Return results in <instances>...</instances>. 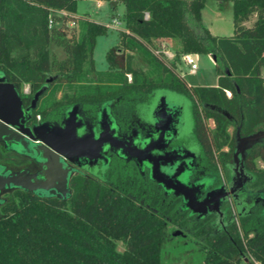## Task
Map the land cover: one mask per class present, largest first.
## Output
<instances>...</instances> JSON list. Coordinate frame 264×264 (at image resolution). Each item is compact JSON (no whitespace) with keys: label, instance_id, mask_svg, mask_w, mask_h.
Masks as SVG:
<instances>
[{"label":"trees","instance_id":"trees-1","mask_svg":"<svg viewBox=\"0 0 264 264\" xmlns=\"http://www.w3.org/2000/svg\"><path fill=\"white\" fill-rule=\"evenodd\" d=\"M77 1L0 0V72L7 80L29 83L32 90L47 82L50 89L76 84L78 93L64 94L49 109L73 101L92 108L110 103L112 116L124 127L139 115L137 105L146 103L156 89L183 94L190 99L192 135L202 158H217L230 175L238 137L264 131V0H233L230 36L213 35L202 25L204 0H107L123 2L126 30H119L118 45L106 54L110 67L104 73L94 70L92 51L107 26L74 16ZM56 10L68 15H57ZM252 14L254 22L244 25ZM49 17L64 24L78 20V38L49 28ZM159 39L177 41L175 59L211 53L216 86L188 85L148 49ZM51 42L62 48L63 58L50 53ZM122 48L144 53L149 70L118 66L115 50ZM129 72L131 82L125 76ZM36 113L46 116L48 107ZM208 119L214 121L213 128ZM256 157L264 161V137L249 145L242 158L252 200L225 224L213 214L181 211L178 200L171 201L149 177L118 160L107 180L76 179L66 200L18 194L1 206L0 264H160L161 239L169 221L205 243L203 264H239L246 254L264 264V169H258ZM118 241L122 251L117 250Z\"/></svg>","mask_w":264,"mask_h":264},{"label":"flooded vegetation","instance_id":"flooded-vegetation-1","mask_svg":"<svg viewBox=\"0 0 264 264\" xmlns=\"http://www.w3.org/2000/svg\"><path fill=\"white\" fill-rule=\"evenodd\" d=\"M12 84L20 95L23 110L29 115L26 124L28 127L41 126L47 131L62 130L66 126V119L69 112L74 108L76 119L81 121V128L77 130V133L78 135L84 134L86 137L91 136L90 133H93L94 135L91 139H88L90 142L92 139H97L99 133H103L102 130H100V121L102 119L101 115L104 112L108 113V117L113 118L115 125L118 128L116 133L121 136L122 143H125V140H128L129 144L131 143L132 146L139 147L143 144L142 142L145 141L147 135H149L151 141H156L159 134H162V140L159 144L161 147L153 149L150 152V155L155 158L158 163H163L162 161H165L164 163L168 162L167 166L160 165V169L164 170L168 176L175 172L177 174L175 178L176 180L178 179V181L184 184V179H186L189 186H197L198 189L201 190L200 193L198 192V199L200 201L203 200L207 194L221 195V197H217L214 202L209 204L218 207V211H208L204 214H213L220 224H225L229 216L236 217L239 209L244 210L245 206L250 204V201L252 200V198H248V193L251 191V187H248L250 186L248 184L250 176L244 169V161L241 159L243 173L239 172V170L234 171L236 167L233 153V162L231 165L232 173L229 175L225 166L220 164L217 158L215 161L211 159H203L200 147L197 153L191 151L188 142H184V132L179 112L180 107L167 101L164 96L159 97V99L155 98V94L152 96L151 102L154 104L149 111L148 121H145L142 117L136 115L134 120L124 127L117 122L116 118L113 117L114 115L112 116L110 103H105L99 108H92L88 105H83L78 101H73L66 107L56 106L50 109L49 104H47L46 106L49 111L48 115L45 116L41 113H36L39 108L42 109L41 105L45 92L40 94L35 102L33 99L36 92L41 87L37 90H32L29 83H23L20 85ZM49 89L50 87L48 90ZM156 99L157 101L159 100V102L158 108L156 109L157 116H154L153 112L157 107L155 104ZM163 102L165 103L166 108L165 111H160L159 106ZM162 114L165 115L163 119L161 118ZM39 133L40 132H37L36 134ZM104 136L106 135L104 134L103 137ZM24 143L26 144V141H24ZM122 143L118 142L117 144H113L112 147H109L107 143H103V150L97 158L73 157L72 161L66 160V163H68L73 169L68 179L70 194H72L74 190V181L76 179H95L96 181H99V179L107 180L109 171L114 162L118 160L127 165H133L138 169L139 173L149 177L153 184L158 185L165 193V196L169 197L171 201L173 198L178 200L179 209L184 212V208L186 209V207L184 206L182 195L175 193L173 189H168L166 191L160 184L154 181L150 176L151 168L148 165L143 164L141 166L136 160L126 159V157L122 156ZM249 144L251 145L252 142L240 141L238 138L236 147L239 146L241 149L243 147L245 154L248 148L247 145ZM227 149L228 147L223 148V150ZM0 175H8L9 177L15 175L16 179H24V177L41 179L43 173L42 166L36 159L21 154L9 148L5 143L0 142ZM224 193L226 194L224 195ZM18 194L37 196L33 192L27 191L24 188L8 182L0 187V207L8 199H16ZM188 210L191 211L190 209ZM190 214H192V212ZM193 214L199 215L198 213ZM169 222L172 223L171 221ZM175 225L184 230L183 227L177 224Z\"/></svg>","mask_w":264,"mask_h":264},{"label":"rangeland","instance_id":"rangeland-1","mask_svg":"<svg viewBox=\"0 0 264 264\" xmlns=\"http://www.w3.org/2000/svg\"><path fill=\"white\" fill-rule=\"evenodd\" d=\"M233 0H204V7L201 10V23L205 27H209L215 35L230 36L233 33ZM125 6L123 2L119 1L113 7L110 1L107 0H78L76 5L75 14L90 19L96 23L104 24L107 26L105 33L100 34L95 39L94 48L92 51V59L94 63V70L96 72L109 71V62L106 54L115 49L119 42V30H126L123 19ZM89 16V17H88ZM115 19L119 22L117 27L112 26V20ZM256 15L252 14L248 20L243 24L250 26ZM53 27L63 29L68 37L75 35L78 38L81 25L80 22L67 20L64 23L61 21L54 23ZM167 49L173 54V58L164 60L165 65L171 67L184 81L190 86H216L217 74L215 70V63L208 53L197 54V66L194 72L190 71V63L183 59V55L179 59H175L176 52L179 49V44L176 40L164 39ZM156 41L152 40L150 45L155 46ZM149 49V48H148ZM150 50V49H149ZM50 53H54L58 58L64 57V52L61 47L54 43L49 44ZM151 51V50H150ZM115 61L118 66L122 68L141 69L147 72L151 67L147 62V57L138 49L115 50ZM174 61V63H172ZM122 73V72H121ZM264 76V68L262 70ZM127 82L132 81V73H126ZM89 75L87 78H90ZM107 77V76H103ZM90 83V80H89ZM93 83V82H91ZM56 88H51L42 100L41 108L44 109L47 104H55L57 100H63L64 94L70 96L78 93L81 89L76 84L68 87L66 84L55 85ZM155 98L164 96L167 101L174 103L180 107V117L182 121V129L184 132V142H188L191 151L199 150L198 144L195 142L192 135L193 118L191 113L190 99L178 92L168 89H156ZM152 96L149 97L145 103L137 105L139 116L143 120H149V113H147L153 106L151 102ZM55 100V101H54ZM157 99L155 104L158 106ZM57 106V105H56ZM207 125L213 128V121L208 119ZM233 125L229 126L228 132L233 133ZM258 169H264V161L260 157L254 158ZM250 188V186H248ZM252 190V189H251ZM1 214V207H0ZM124 245L121 241L117 242V250L122 251ZM206 245L203 241L186 233L183 229L177 227L174 223L165 222L163 236L161 239V261L160 264H203V259L206 253ZM249 255L246 254L239 264H259L254 261Z\"/></svg>","mask_w":264,"mask_h":264},{"label":"water","instance_id":"water-1","mask_svg":"<svg viewBox=\"0 0 264 264\" xmlns=\"http://www.w3.org/2000/svg\"><path fill=\"white\" fill-rule=\"evenodd\" d=\"M116 1L112 2V5ZM50 81V79H48ZM48 87L47 84L41 86L36 92L33 101L44 93ZM155 108L153 115L157 116ZM165 103L159 106L160 111H165ZM100 110V109H99ZM29 115L22 108L20 95L14 85L8 82L5 75L0 72V142L5 143L9 148L28 155L36 159L42 166V178L36 179L33 177H24V179H16L15 175L2 176L0 175V187L6 183H13L15 186L24 188L27 191L35 193L39 197H56L59 200H66L70 197L68 179L73 170L66 160L72 161L73 157L97 158L102 152V144L107 143L109 147L118 142L122 143V138L117 132V126L113 118L108 117V113L104 112L101 115L100 130L97 139L90 140L91 136L78 135L77 130L81 128V121L76 119L75 109L73 108L66 119V126L59 131H47L41 126H26ZM162 114L161 118H164ZM47 125V124H46ZM40 132L39 134H36ZM106 135L103 137V135ZM172 135V134H171ZM162 134L156 141H151L149 135L139 147L132 146L128 140H125L121 145V155L126 159H134L141 166L148 165L151 168V178L160 184L166 191L173 189L175 193L181 194L184 200V206L191 210L192 213H198L204 216L206 212L213 210L218 211L215 205H209L221 195L207 194L203 200H199L200 189L197 186H189L186 179L184 184L176 180V173L168 176V174L160 169V165L167 166L165 161H158L150 155L153 149L160 148ZM261 137H264V131H259L251 136L241 138L240 141L256 142ZM26 141V144L24 143ZM87 143V144H86ZM250 145V144H249ZM247 145V146H249ZM117 149V148H115ZM243 147L237 146L234 150V171L239 170L243 173L241 159L244 157ZM153 158V160H152ZM161 158V157H160ZM162 159V158H161ZM240 159V161H239ZM144 162H143V161ZM152 161V162H151ZM240 165V166H239ZM173 167V165H172ZM239 168V169H238ZM167 170V169H166ZM176 171V170H175ZM203 187V185H202ZM233 190V189H232ZM41 191V192H39ZM43 191V192H42ZM199 192V193H198ZM226 193H224L225 195ZM223 196V195H222Z\"/></svg>","mask_w":264,"mask_h":264},{"label":"built area","instance_id":"built-area-1","mask_svg":"<svg viewBox=\"0 0 264 264\" xmlns=\"http://www.w3.org/2000/svg\"><path fill=\"white\" fill-rule=\"evenodd\" d=\"M54 13L57 15H68L64 10H56L54 11ZM145 18H148V13H145ZM54 23H57V21H55L52 17H49L48 27L49 28L53 27ZM118 24L119 22L117 20L115 19L112 20L113 27H117ZM154 41H156L155 46L150 45V43L148 44V48L151 50V52L163 60H166V59L171 60L173 58V54L167 49V47H165L166 43L164 39H159V40H154ZM208 54L215 63V57L211 53H208ZM183 59H185V61L190 63V71L194 72L197 66V54L196 53L185 54L183 55ZM226 94L230 96L229 91H226Z\"/></svg>","mask_w":264,"mask_h":264},{"label":"crops","instance_id":"crops-1","mask_svg":"<svg viewBox=\"0 0 264 264\" xmlns=\"http://www.w3.org/2000/svg\"><path fill=\"white\" fill-rule=\"evenodd\" d=\"M118 2L119 1H116V4H114V5H112L113 7H115L117 4H118ZM233 2V1H232ZM111 4H112V2H111ZM74 16H78V15H76L75 13H74ZM89 17V16H88ZM90 20V19H89ZM208 28V30L210 31V33L211 34H213V35H215L212 31H211V29L209 28V27H207ZM216 36H219V35H216ZM217 84V83H216Z\"/></svg>","mask_w":264,"mask_h":264}]
</instances>
